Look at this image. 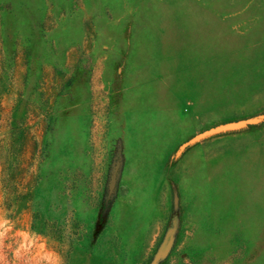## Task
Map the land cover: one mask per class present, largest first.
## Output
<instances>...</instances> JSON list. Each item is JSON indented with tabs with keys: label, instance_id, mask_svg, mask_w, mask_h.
I'll return each mask as SVG.
<instances>
[{
	"label": "rangeland",
	"instance_id": "obj_1",
	"mask_svg": "<svg viewBox=\"0 0 264 264\" xmlns=\"http://www.w3.org/2000/svg\"><path fill=\"white\" fill-rule=\"evenodd\" d=\"M0 264H264V0H0Z\"/></svg>",
	"mask_w": 264,
	"mask_h": 264
},
{
	"label": "water",
	"instance_id": "obj_2",
	"mask_svg": "<svg viewBox=\"0 0 264 264\" xmlns=\"http://www.w3.org/2000/svg\"><path fill=\"white\" fill-rule=\"evenodd\" d=\"M246 122L245 119H241V120H236V121H228V122H223V123H219L216 124L214 126H210L206 129H203L199 132H197L196 134H194L193 136H191L190 140H196L198 138L207 136L209 134L215 133V132H219L222 130H226V129H230V128H234L237 126H240L242 124H244ZM167 242L164 241L160 247V252H162L165 247H166Z\"/></svg>",
	"mask_w": 264,
	"mask_h": 264
}]
</instances>
